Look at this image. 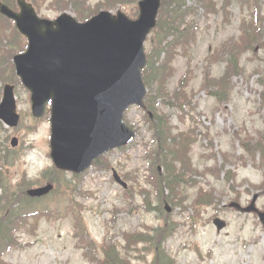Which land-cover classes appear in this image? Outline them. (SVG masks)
<instances>
[{"label":"rangeland","instance_id":"obj_1","mask_svg":"<svg viewBox=\"0 0 264 264\" xmlns=\"http://www.w3.org/2000/svg\"><path fill=\"white\" fill-rule=\"evenodd\" d=\"M97 1L88 0L87 3L93 7ZM184 1V7H204L207 12L203 14V9H200L186 18L191 27L189 38L192 44L185 53L175 47L173 75L166 87L174 92L179 79L191 70L188 93L194 95V109L182 112L165 104V101L159 105L160 99L153 108L159 114L168 115L174 132H184V139L191 143L187 155L189 166L182 173L185 181L193 178L195 182L183 183L168 202L172 209L171 221L175 224L165 248L173 264H264V227L256 215L237 214L224 208V217L229 225L217 233L211 220L212 209L195 205L200 193L203 194L202 201L208 198L213 204L212 208L229 202L233 196L239 197L243 205H248L253 197L259 195L257 206L264 210L263 156L261 152L249 153L246 150V144L264 140V0H207L204 6L200 5L199 0ZM50 3L51 0H47L38 10L40 16L56 19L67 10L79 19L75 5L56 10L49 7ZM119 10L131 17L138 15L137 4L118 5L111 9L114 13ZM7 26L0 39L4 50L0 67L6 73L12 67L10 48L14 50L15 41L17 43L19 40L13 25L8 23ZM258 28L263 29L262 32L254 33ZM245 34L248 37H244ZM229 40L237 41L242 50L237 58L240 70L232 72L230 96L220 100L207 90H202L201 86L207 68L212 79L224 77V69L228 68L229 63L224 59V62L214 63L208 55H220L222 51H219V47ZM151 41L152 38L145 42L147 51L151 49ZM248 42H252L253 46L247 49ZM20 46H24L21 39ZM156 87L155 84L153 89ZM16 97L22 119L18 127L7 128L8 142L10 145L14 136L19 138L17 149L22 157L6 171L13 182H17L25 173L40 185L43 183L42 172L53 165L49 112L41 119L32 116L30 93L24 86L16 85ZM155 100L151 99L152 103ZM125 118L138 131L135 142L127 149H117L107 154L104 163L101 166L93 165L83 181L77 184L81 190L77 201L83 206L82 218L90 235L98 244L109 238L117 242L120 248V241L125 243L122 238L124 232H136L144 230L146 226L158 225L162 222L157 219L158 216L164 215L157 202L153 186L155 180L150 181L153 167L150 154L154 155L156 144L152 143L146 112L140 107H131ZM158 167L163 173V165L159 164ZM208 167H213V170ZM112 168L128 183L127 189L114 180ZM178 168L181 169L179 164ZM201 172L206 174L202 175ZM232 175L235 180L229 183ZM63 178L69 180L73 177L71 173H66ZM155 205L157 210L152 209ZM192 213L197 218L202 217V223L194 225ZM74 232L71 217L31 219L27 227L17 233L23 246L10 250L5 255V263L91 264L78 248ZM122 256L128 260L127 264H152L153 259L142 247Z\"/></svg>","mask_w":264,"mask_h":264},{"label":"water","instance_id":"obj_2","mask_svg":"<svg viewBox=\"0 0 264 264\" xmlns=\"http://www.w3.org/2000/svg\"><path fill=\"white\" fill-rule=\"evenodd\" d=\"M20 12L0 2L1 12L15 20L28 38V49L16 55L17 75L31 92L32 114L42 117L51 105V156L58 169L84 172L111 149L131 142L135 131L124 121L131 105L144 106L146 86L142 69L147 64L144 42L157 23L161 0H141L138 19L123 11H101L86 22L63 13L50 20L38 16L32 4L19 0ZM0 120L17 126L20 115L14 86L6 85L0 103ZM12 145H18L13 138ZM116 179L124 183L117 172ZM54 186L28 190L41 197ZM257 196L242 211L264 212L255 206ZM218 229L226 223L216 220Z\"/></svg>","mask_w":264,"mask_h":264},{"label":"trees","instance_id":"obj_3","mask_svg":"<svg viewBox=\"0 0 264 264\" xmlns=\"http://www.w3.org/2000/svg\"><path fill=\"white\" fill-rule=\"evenodd\" d=\"M31 1L39 10L45 5L47 0ZM199 1L202 6L207 2V0ZM248 1L252 2L253 0ZM137 2L138 0H102L95 6L90 7L87 5V0H52L49 7L56 10H65L69 5H75L79 19L85 20L95 13H98L103 8L113 9L118 5L125 4L136 6ZM185 5L186 2L184 0H164L158 17V25L154 30L156 35L152 38V44L156 46V49H151L148 55V66L143 71L144 81L149 87V94L147 95L145 102L147 108L154 113L153 118L146 114L153 135V141L154 144H156V147L153 150L154 155L150 154V158L153 160L152 177L155 180L154 185L157 188V201L159 208L161 206L162 210L163 202L165 200L171 202L173 192L176 189H179L183 183L190 182L183 179L185 176L182 173L186 170L187 166H189L187 155L190 148V142L173 135L171 132L172 127L170 125L169 116L161 113L159 114L153 108L157 99H161V101H165V103L177 109H184L186 106L192 104V100L186 92L191 76V70H188L186 75L183 76L178 90L174 93L164 92L165 81L171 77L173 73L172 62L176 52L175 47L179 45L184 48L185 51L188 49L186 46L189 45L191 27L187 23L186 18L194 15L198 10L196 8L192 9L191 7H184ZM205 8L210 9L211 7ZM187 11H189V13L186 15ZM205 11L207 12V10ZM262 30L263 29L261 28L255 29L254 33L259 34ZM247 34H245L244 37H248ZM18 37L19 40H17V42L19 44L20 39L22 38L19 33ZM236 42L237 41L226 42L220 47L221 49L219 51H222L220 55H213L209 58L212 62L223 61L224 59L229 63L222 79H212L209 76V68H207L205 72L206 81L204 87L211 88V94L218 99H228L232 72L237 73L240 70L237 58L242 50L240 51V47ZM18 44L15 41V49L12 50V47L10 48L12 53L18 50V48H22V46H19ZM247 45L248 49L249 46H253V43L248 42ZM162 51H165L164 59H161ZM218 58H220V60ZM8 81L15 84L20 83L15 75L13 66L7 73L2 72V69L0 70V83L2 84ZM155 84L157 87L156 89H153ZM151 89L155 91V96ZM151 99L156 100L152 103ZM9 138L8 129L0 121V264H6L4 261V255L7 252L13 248L21 246L16 235L20 228L24 227V225L26 226L31 218L38 219L40 216L50 217L53 212L43 203V201L47 200L46 198L38 200L28 197L26 189L34 183L25 173L18 183H13L10 175H8L6 169L11 167L13 163L20 158L18 149L10 147L8 142ZM250 143L252 145L249 143L246 144V150L249 153L254 151L261 152L263 156L262 160L264 161V140H256ZM103 163L104 158L96 161V164L99 165ZM159 164H162L164 167L163 173L158 171ZM178 164L181 169L178 168ZM209 170L212 171L213 168H210ZM63 175L66 174L58 171L54 167L45 170L42 174L45 180L58 183V187L55 190L59 197L58 199L67 200L68 204L65 207V214L68 216H74V227L78 237V246L84 249V256L93 264H127L128 260L122 256L113 244L107 243L102 245L101 248L103 255L100 254L96 243L90 237L83 222L81 216V204L76 202L78 194V179H62ZM166 192L168 193L166 194ZM164 213V215L159 216V218L162 217L165 220L160 226L148 228L137 234H125L124 236L126 237L128 246L126 251H128V248L132 251H136L140 248L139 246H142V248L147 250L148 254L153 256V264H173L172 258L167 253L165 244L170 237L171 232L174 230L173 224L175 223L171 221V215L166 214L165 209ZM56 214H60L59 210H56Z\"/></svg>","mask_w":264,"mask_h":264},{"label":"flooded vegetation","instance_id":"obj_4","mask_svg":"<svg viewBox=\"0 0 264 264\" xmlns=\"http://www.w3.org/2000/svg\"><path fill=\"white\" fill-rule=\"evenodd\" d=\"M229 204L230 203L223 202L222 205L219 206V208H221V211L218 209V211H219L218 216L224 217V208H229L231 211L234 212L235 209L231 208ZM238 214H240V213H238Z\"/></svg>","mask_w":264,"mask_h":264}]
</instances>
